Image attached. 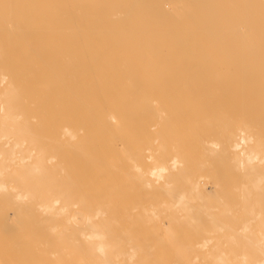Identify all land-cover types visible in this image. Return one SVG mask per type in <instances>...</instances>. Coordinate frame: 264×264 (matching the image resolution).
Returning a JSON list of instances; mask_svg holds the SVG:
<instances>
[{
	"label": "bare ground",
	"instance_id": "bare-ground-1",
	"mask_svg": "<svg viewBox=\"0 0 264 264\" xmlns=\"http://www.w3.org/2000/svg\"><path fill=\"white\" fill-rule=\"evenodd\" d=\"M193 114L206 119L193 126L188 123ZM152 119L157 134L142 141L151 164L142 166L146 157L141 164L135 147L129 154L143 188L154 192L161 182L156 196L149 192L161 200L146 205L155 220L150 219V230L144 224L146 239L158 241L157 227L166 237L179 222V215L164 212L168 208L182 211L196 233L209 215L210 232L226 234L227 245L223 250L213 245L206 264H264V0H0V231L11 226L25 231L14 246L30 248L42 235L36 240L42 258L58 252L56 247L66 249L62 240L73 234L67 225L79 222L75 214L82 212L91 227L82 233L97 239L88 262L124 264L116 261L118 250L108 257L116 238L106 241L105 224L93 219L107 212L109 199L119 198L123 188L118 180L104 186L119 160L116 165L103 152L147 135L156 125ZM196 144L207 157L221 155L207 175L198 176L201 160L186 167L187 190L173 171L190 163L187 153ZM70 149L77 155L67 154ZM227 168L235 178L231 184L221 181ZM207 180L213 190L203 194L199 184ZM212 194L220 202L235 194L241 200H225L224 210L214 216L204 202ZM46 214L49 218L42 217ZM61 214L66 228L58 222ZM221 215L234 221L224 223ZM81 224L75 227L79 234ZM32 229L41 231L28 235ZM56 229L67 233V240H60ZM116 237L119 243L122 238ZM153 240L131 245L128 259L139 255L135 264H152L153 252L166 247ZM209 240L205 235L197 244ZM190 250L178 247V257L187 258Z\"/></svg>",
	"mask_w": 264,
	"mask_h": 264
},
{
	"label": "rangeland",
	"instance_id": "rangeland-1",
	"mask_svg": "<svg viewBox=\"0 0 264 264\" xmlns=\"http://www.w3.org/2000/svg\"><path fill=\"white\" fill-rule=\"evenodd\" d=\"M170 17V16H169ZM171 19V18H170ZM104 20H106L105 18H104ZM178 105V104H177ZM204 105H201V104H198V105H196V107H203ZM217 106H220V105H217ZM229 106H231V105H229ZM204 107H206V105L204 106ZM227 107V106H226ZM232 108V107H231ZM193 116H195V117H193ZM206 115L204 114V115H199V116H197L196 114H193L192 116H190V119L188 120V123L189 124H191V125H193V126H196V125H198V122L200 121V120H204V119H206V117H205ZM199 117V118H198ZM143 117L141 116V119H142ZM192 121H193V123H192ZM151 124H153L154 123V119H152L151 121ZM157 121L155 120V123L154 124H156V125H152V127H151V131H149L148 133H147V135H146V133L145 134H143V135H141V136H138L139 138H136L135 140H132V141H130L129 143H128V145H126V146H124V147H119V148H116V149H118L117 151L115 150V149H113L112 147H106L105 148V152H103L104 154H106V155H108V159H114V162H115V164H116V162L119 160V162H117V164L121 167L122 166V163L124 162V164H123V168L121 167V169L119 170V166L117 165V168L114 170L115 171V173H114V171H113V169H111V172H110V175H109V177L106 179V184H104V186L105 185H107V188H109L110 187V185H109V183L111 184V182H114V183H116V182H118L119 181V186L121 187L122 185V189H120V190H118V194L116 193V195H118L119 196V198L116 196V200H113V198H111V201L113 202H111L110 201V199H109V205H108V210H107V212H105L104 214H100V215H94V216H96V217H93V219H94V221H96L97 222V224H105V231H106V236L104 237L105 238V240L107 241L108 240V242L110 241V240H112L113 239V237L114 238H116V239H113V241H114V245H113V247H112V245L111 244H109V247H110V249H111V252H109L108 253V257H110V259H113V257H115L114 256V254H113V251H115V250H118L119 252H121V255H120V257L118 256L117 257V260L116 261H122V262H124V264H135V263H137L138 262V260L140 259L139 258V255L138 256H134V258H132L131 259V261L129 260L130 259V257H128V249L130 248L131 249V245L132 246H138V245H140L141 246V244H142V241H145V242H148L149 244H150V241L149 240H153V239H150L149 238V235H148V238H149V240L148 239H146L147 238V236H145V233H143V232H145L146 230H148L147 229V227L146 226H148V228L150 227L148 224H151L150 222H151V220L150 219H152V218H150L149 217V215L146 213L147 211H148V208H146V205H147V207L149 206H151V205H153V204H156L159 200H161V199H158V198H156V197H154V195L156 196V194H157V185L158 184H160L161 182H157V183H155L154 185V187H156L155 189L156 190H154V192H153V189L152 190H150V189H148V188H143L142 186V183H141V179H139L140 178V176L138 175L139 173H138V170L137 169H135L134 170V167H132L133 166V162L131 161V160H129V154H131L132 153V151H133V149H134V147L135 148H137L138 149V151H139V160H142V159H144L146 156H144V154H148L149 152L151 153V151H148V150H144L143 151V148H142V146H144V144L142 143V141L144 140V139H146V138H149V137H151V138H154L153 136H156V131H154L155 129V127L156 128H158V126H157V123H156ZM196 122V123H195ZM159 125V124H158ZM153 133H155V135H153ZM150 135V136H149ZM145 136H147V137H145ZM109 137V138H108ZM145 137V138H144ZM202 137V136H201ZM105 138H107L108 140L109 139H112V136L111 135H106L105 136ZM126 138V137H125ZM141 138V139H140ZM140 140V141H139ZM135 143V144H134ZM141 144V145H140ZM138 146V147H137ZM131 147V148H130ZM111 149H113L112 151H111ZM125 149V150H124ZM129 149V150H128ZM142 149V150H141ZM121 150V151H120ZM126 150H128V152H130V153H128ZM194 151H191L190 153H187V160H189L190 161V163H186V164H183V166H181V168H179V169H176V170H174L173 172L175 173V172H177L178 174H174L176 177H180L181 176V180H179V184H180V186L182 187V186H185L186 187V189L188 190V188L189 187H191V185H188L187 184V182L186 181H183V177H184V174H186V172H187V168L186 167H188V166H190L192 163H196L198 160H201L202 161V167H201V165L199 166L198 165V167L200 168V169H202V171H200V173H198L199 175L198 176H200V175H207L208 174V171L214 166V165H216V163L218 162V158H217V156H220L221 155V152H218V151H215V152H212V154L214 155L215 154V156H213V155H210V156H208L207 157V152H205L204 150H202V148H200L197 144L195 145V148L193 149ZM71 151V152H70ZM108 151H110L109 153H106V152H108ZM123 151V152H122ZM146 151V152H145ZM70 152V153H69ZM72 152H74V155H77V151H73V150H69V151H67V154H69V155H73V153ZM118 152H121V154H122V156H121V154L119 153L118 154ZM76 153V154H75ZM114 153V154H113ZM127 154V155H126ZM201 155H203V156H201ZM123 156H124V158L126 159H124L123 158ZM144 156V157H143ZM206 156V157H205ZM213 156V157H212ZM143 157V158H142ZM201 157V158H200ZM120 158V159H119ZM142 158V159H141ZM193 158H194V160H193ZM147 159V160H146ZM145 161H140L141 162V164L143 163V162H145V163H143L142 164V166L143 167H146V165L148 166L149 164H151V159L150 158H145L144 159ZM125 161H127V162H125ZM130 161H131V164H130ZM216 162V163H215ZM149 163V164H148ZM211 163V164H210ZM128 165V166H127ZM129 166H131V167H129ZM184 167V168H183ZM137 168V167H136ZM119 170V171H118ZM124 171V172H126L127 173V170H128V173L127 174H125V173H123V172H120V171ZM126 170V171H125ZM130 170L132 171V172H130ZM179 170H180V172H179ZM120 173V174H119ZM183 173V174H182ZM115 174H118V175H115ZM121 174H122V176H121ZM232 174H233V172H231V169L229 168H227L226 169V175H225V178L224 177H222L221 178V181H222V183H225V184H231L232 182H233V180L235 179V178H232ZM135 177H134V176ZM116 176H117V178H118V176H119V178L117 179L116 178ZM129 177H131V180L133 181H131L130 179H129ZM133 178V179H132ZM127 179H129V180H127ZM137 179V180H136ZM223 179V180H222ZM233 179V180H232ZM118 180V181H117ZM125 180V181H124ZM127 180V181H126ZM136 181V183H135V181ZM229 180V181H228ZM129 181V183H127ZM131 181V182H130ZM139 181H140V183H139ZM125 183V184H121V183ZM207 183V185H205V184H203V183H200L199 184V188H200V190L202 191V193L203 194H206L207 193V191L209 192V193H211V191L213 190L212 188H213V184H212V182L210 181V180H207L206 181ZM132 183V184H131ZM135 183V184H134ZM134 184V185H133ZM187 184V185H186ZM212 184V185H211ZM129 185H131V186H129ZM210 185V186H209ZM126 186H128V187H126ZM136 186V187H135ZM141 186V187H140ZM189 186V187H188ZM208 186V187H207ZM134 187L136 188L135 190H134ZM126 188V189H125ZM128 188V189H127ZM207 188H209V189H207ZM141 189H145V190H143L144 191V194H146V195H143L142 194V192H141ZM210 189H211V191H210ZM123 191H124V193H123ZM139 191V192H138ZM150 191H152V193L154 194V195H151V193L149 194V192ZM127 192H128V195H127ZM140 193V194H139ZM149 195H148V194ZM131 194V195H130ZM237 194H235V197L234 196H232L231 195V198H226V199H222V201L220 202L218 199H215V196H214V194H212L211 196L209 195V196H206V199H204V202L205 203H207V205H209L210 206V209H209V211L211 212V213H213V215L214 216H216V214H218V213H220L222 210H224V207H225V200H226V203H227V201H229L230 203H233L234 201H236L237 203H240V201L239 200H241L240 198H238V197H240L241 195H239L238 194V197L236 196ZM121 196H122V198H121ZM157 196H159V197H164V194H160V195H157ZM135 197H137V198H135ZM145 197V198H144ZM134 198V199H133ZM144 198V199H143ZM213 198V199H212ZM234 198V199H233ZM236 198H237V200H236ZM115 199V198H114ZM122 199V200H121ZM156 199V200H155ZM108 200V199H107ZM107 200H106V202H107ZM131 200V201H130ZM136 200V201H135ZM128 201V202H127ZM139 201V202H138ZM239 201V202H238ZM37 202H39V201H37ZM121 202V203H120ZM123 202V203H122ZM149 202V203H148ZM151 202V203H150ZM210 202V203H209ZM211 202H213V203H211ZM236 202H234L233 204H236ZM115 204V205H114ZM214 205V206H213ZM119 206V207H118ZM143 206V207H142ZM114 207V208H113ZM215 207V208H214ZM125 208V209H124ZM212 208V209H211ZM111 209V210H110ZM119 210V211H118ZM125 210V211H124ZM169 210V211H168ZM168 210H166V211H164V212H167V214H172V212H173V214L171 215V216H173V217H176L177 215H179V218H181V219H178L177 221H179V222H177V224L179 223L180 224V226H179V224L177 225L176 224V226L174 227V229L173 230H170L171 231V233H170V231H168L167 232V234H166V237H165V235H160V234H163L160 230H161V228L159 227H157L156 228V232H158L159 234H158V236H157V238H156V240H158L159 241V238L161 239V238H164V239H162V240H160V242L162 241L163 243L162 244H164V246L166 245V247H158V249L157 250H155L154 252H153V254L154 255H151L150 256V261L152 262V264H159V262L162 260L163 262H165V261H171V262H173V261H178V262H180V264L182 263L183 264V262H185L186 260H188V261H190L191 262V264H206V263H208L209 261H210V257H204V256H206L207 254H209V253H213V252H215V248L213 247V245H215V244H219L220 246H221V250H223L224 249V247H225V245H227V243H226V234H225V236H224V234H222V233H219V235L218 236H215V233H211L210 232V229H211V225H212V217L211 216H207V215H205V216H203L204 218H203V221H202V226H204V227H202L201 229L202 230H200L198 233H196L199 229L192 223V224H189V223H187V221L186 220H184V217L182 216L183 215V213H182V211H180V210H176V209H170V208H168ZM171 210V211H170ZM174 210V211H173ZM176 210V211H175ZM178 211L180 212V214L178 213ZM78 212V211H77ZM119 212V213H118ZM124 212V213H123ZM169 212V213H168ZM81 213V214H80ZM178 213V214H177ZM78 214V215H77ZM111 214V215H110ZM140 214H142V215H140ZM107 215V216H106ZM140 216V218H138L139 216ZM143 215H145V216H143ZM75 216H77V219L78 220H80L81 221V219H82V224L80 223V221L78 222H76V220L74 221V222H76V223H72L71 225H70V223L65 227V224H64V222L66 223V216L64 215V214H61V215H59V217H58V222L60 223V224H62V222H63V224H64V227L67 229V233L69 232V231H72V233L71 232H69V235L70 234H72V235H70L71 237H69L68 238V236H66L67 235V233L64 235V234H62L63 232H61V234L58 232V234H57V231L59 230V229H61L62 231H63V229H62V225L61 226H59L58 227V230L56 229V233H54V234H57L58 235V237L60 236V240H62V238L64 237L65 238V236H66V240H67V238H68V241H65L64 239L62 240V241H64V242H67L68 244H66L65 243V245H69V246H67L68 248H66V249H61L60 251H59V247H56L57 249H58V252H56L55 251V253L54 254H51V255H48V256H46V258L45 257H41V248L40 247H38L37 245H38V243H36V240H38V239H41V238H43V236L42 235H40L38 238L36 237L35 238V243L33 244V245H31L32 247H25V246H14L15 245V241L16 240H20V238L22 239L23 237H24V235L26 234L25 233V231L23 230V229H20V227L19 228H17V227H14V226H11V227H9V228H4V231H0V263H2V264H21V263H23V264H30V262H34L35 264H40L41 262H44V263H49V264H51V263H53L54 261H58L60 264L61 263H71V264H90L89 262H88V260H89V257H88V255H89V248H90V246L92 245V244H95V242L97 241V239L96 238H93L92 236H91V234L89 235V234H87V236H85L84 235V233H82V231L83 232H90L88 229L90 228V230H91V227H90V225L87 223V222H84L83 223V221L86 219V216H85V214H83L82 212H78V213H76L75 214ZM105 216V217H104ZM182 216V217H181ZM223 215H221L220 217H222ZM225 216V215H224ZM42 217L43 218H49L48 217V215L46 214V216L45 215H42ZM41 217V218H42ZM82 217V218H81ZM110 219H109V218ZM36 218H40V216H37ZM81 218V219H80ZM143 218H144V221H143ZM141 219V220H140ZM165 220V219H164ZM182 220V221H181ZM184 220V221H183ZM197 221L196 222H200V220L199 219H196ZM61 221V222H60ZM100 221H103V222H100ZM143 221V222H142ZM150 221V222H149ZM152 221H155L154 219H152ZM168 221V219L166 218V220H165V222H167ZM227 221H234V220H232V217H229L228 215H227V217H222V222H227ZM73 222V221H72ZM110 223V224H109ZM146 223V224H145ZM153 223V222H152ZM77 224L78 225H80L81 224V228H80V226H79V228H80V230H79V232H80V234H81V236H80V234L78 233V228L76 229L75 227L77 226ZM146 226H145V225ZM89 225V226H88ZM164 227L165 226H167V224L166 225H164V223L162 224ZM185 225V226H184ZM117 226H119V228H117ZM178 226V227H177ZM78 227V226H77ZM115 227V228H114ZM186 229H185V228ZM192 227V228H191ZM195 227V228H194ZM15 228V229H14ZM73 228V229H72ZM86 228V229H85ZM191 228V229H190ZM197 228V229H196ZM195 229H196V231H195ZM204 229H206V230H208V231H206V232H204ZM32 230H34V231H28V235H31L32 236V234H36V233H39L41 230L40 229H32ZM110 230V231H109ZM114 230H116V231H114ZM134 230V231H133ZM149 230H150V228H149ZM65 231V230H64ZM175 231H177V232H175ZM182 231H184V232H182ZM227 230H225V232L224 233H227V236L230 234V232H226ZM20 232H21V234H20ZM33 232V233H32ZM49 231L47 230V232H46V234L48 233ZM66 232V231H65ZM85 232V233H86ZM174 234H173V233ZM184 233V234H177V233ZM187 232V233H186ZM188 232H189V234H188ZM50 233H52V232H50ZM208 233V234H207ZM24 234V235H23ZM79 234V236H77ZM144 236H142V235ZM151 234V233H150ZM172 234V235H171ZM37 235V234H36ZM110 235H112V237H110ZM116 235L118 236L119 235V240L121 239V241L119 242V243H116V242H118L117 240V237H116ZM147 235V234H146ZM185 235H187V237L185 236ZM205 235H206V237L207 238H210V240L204 245V246H198V244H197V241L198 240H200V239H202L203 237H205ZM210 235V236H209ZM18 236V237H17ZM46 236V235H45ZM63 236V237H62ZM73 236V237H72ZM75 236H77L76 238H75ZM84 236V237H83ZM109 236V237H108ZM160 236V237H159ZM162 236V237H161ZM203 236V237H202ZM222 237L223 238V240H225V243H224V241H218V239H216L217 237ZM17 237V238H16ZM86 237V238H85ZM89 237H91V238H89ZM153 237V236H152ZM151 237V238H152ZM154 237H156V236H154ZM153 237V238H154ZM190 237V238H189ZM201 237V238H200ZM72 238V240H73V242H72V240H71V242L72 243H70L69 244V242H70V239ZM77 238H79V239H77ZM83 240H85V242H83L81 239ZM109 238H111V239H109ZM145 238V239H144ZM166 238H171V241L172 242H174L173 243V245L170 243V239L168 240V239H166ZM175 238V239H174ZM76 239V240H75ZM177 239V240H176ZM79 240V241H78ZM80 240L82 241V242H80ZM164 240H166V241H164ZM180 240V241H179ZM61 241V242H62ZM154 242H158V241H155V239L153 240ZM152 241V242H153ZM178 241V242H177ZM75 242V243H74ZM77 242V243H76ZM79 242V243H78ZM166 242L167 243H169V245H171V246H169V245H167L166 244ZM177 242V243H176ZM81 243V244H80ZM90 243V244H89ZM61 244V243H60ZM62 244H64L63 242H62ZM61 244V245H62ZM72 244V245H71ZM74 244H76V245H74ZM80 244V245H79ZM135 244V245H134ZM152 244H154V243H152ZM157 244V243H156ZM155 244V245H156ZM162 244H159V242H158V244L157 245H162ZM180 244V245H179ZM195 244H197V245H195ZM86 245H87V247L88 248H86ZM188 246L191 250H190V252L189 253H187L188 255H187V258H184V257H178V247H180V246ZM36 246V247H35ZM72 246V248H74L75 249V251H73L74 249H72V248H69V247H71ZM80 246V247H79ZM82 246V247H81ZM163 246V245H162ZM168 246V247H167ZM34 247V248H33ZM194 247V248H193ZM210 247H211V249H210ZM62 248V247H61ZM207 248H209V249H207ZM56 249V250H57ZM71 251H70V250ZM163 249V250H162ZM166 249V250H165ZM177 249V250H176ZM10 250V251H9ZM36 250V251H35ZM64 250H65V252H64ZM140 247L138 248V251L137 252H140ZM193 250V251H192ZM205 250H206V252H205ZM210 250V251H209ZM69 251V252H68ZM81 251V252H80ZM127 251V252H126ZM174 251H175V253H174ZM34 252V253H33ZM39 252V253H38ZM75 252V253H74ZM78 254H77V253ZM33 253V254H32ZM125 253V254H124ZM126 253H127V255H126ZM163 254V256L160 258L159 257V254ZM204 253V254H203ZM253 253H255V252H253ZM24 254V255H23ZM30 254V255H29ZM33 256H32V255ZM35 254V255H34ZM67 254V255H66ZM75 254V255H74ZM38 255V257H36ZM63 255V256H62ZM70 255V256H69ZM79 255V256H78ZM168 255V256H167ZM68 256V257H67ZM82 256H84V257H82ZM36 257V258H35ZM52 260H51V259ZM92 258V257H91ZM129 258V259H128ZM38 259H39V261H38ZM69 259V260H68ZM97 259V258H96ZM157 259V260H156ZM204 259V260H203ZM23 260H25V261H23ZM63 260V261H62ZM82 260V261H81ZM93 260V259H92ZM135 260V261H134ZM81 261V262H80ZM83 261H85V262H83ZM134 261V262H133ZM157 261V262H156Z\"/></svg>",
	"mask_w": 264,
	"mask_h": 264
}]
</instances>
